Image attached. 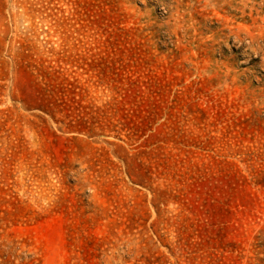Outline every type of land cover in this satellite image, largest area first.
<instances>
[{"label": "rangeland", "instance_id": "374dc122", "mask_svg": "<svg viewBox=\"0 0 264 264\" xmlns=\"http://www.w3.org/2000/svg\"><path fill=\"white\" fill-rule=\"evenodd\" d=\"M0 264H264V0H0Z\"/></svg>", "mask_w": 264, "mask_h": 264}]
</instances>
